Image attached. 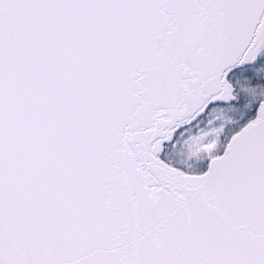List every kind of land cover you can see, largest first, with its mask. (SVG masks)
<instances>
[{"label": "snow or ice", "instance_id": "6c2138e0", "mask_svg": "<svg viewBox=\"0 0 264 264\" xmlns=\"http://www.w3.org/2000/svg\"><path fill=\"white\" fill-rule=\"evenodd\" d=\"M0 264H264V0H0Z\"/></svg>", "mask_w": 264, "mask_h": 264}]
</instances>
